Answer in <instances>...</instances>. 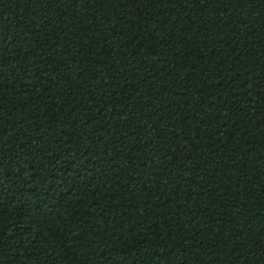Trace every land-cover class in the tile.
I'll use <instances>...</instances> for the list:
<instances>
[{
	"label": "trees",
	"instance_id": "16d2710c",
	"mask_svg": "<svg viewBox=\"0 0 264 264\" xmlns=\"http://www.w3.org/2000/svg\"><path fill=\"white\" fill-rule=\"evenodd\" d=\"M0 264H264V0H0Z\"/></svg>",
	"mask_w": 264,
	"mask_h": 264
}]
</instances>
